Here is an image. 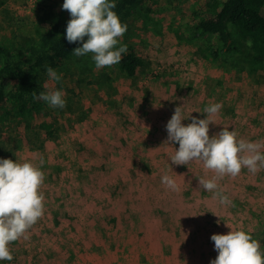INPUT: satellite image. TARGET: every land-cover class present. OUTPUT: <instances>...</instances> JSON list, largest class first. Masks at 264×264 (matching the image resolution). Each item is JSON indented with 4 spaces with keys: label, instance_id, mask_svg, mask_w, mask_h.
<instances>
[{
    "label": "rangeland",
    "instance_id": "rangeland-1",
    "mask_svg": "<svg viewBox=\"0 0 264 264\" xmlns=\"http://www.w3.org/2000/svg\"><path fill=\"white\" fill-rule=\"evenodd\" d=\"M192 3L150 1L161 12V33L145 26L144 11L129 22V43L148 66L138 79L116 64L94 65L99 86L81 84L84 74L71 63L59 81L50 80L49 88L62 89L66 100L64 108H54L66 131L44 149L15 142L8 148L15 157H1L41 168L44 209L9 243L13 260L0 264H209L218 254L212 234L250 233L264 222V167L217 178L231 200L221 205L199 185V178L215 177L213 170L200 161L170 160L179 144L168 141L165 125L177 106L187 125L192 116L205 118L206 105L219 102L221 109L209 117L210 137L228 127L237 138L264 143V72L226 71L222 61L206 58L167 29L172 21L192 23L186 16ZM45 6L44 0H8L17 26L12 29L0 9V41L16 32L38 36ZM91 55L77 60L89 62ZM13 130L5 127V136L13 138ZM165 174L176 190L161 183Z\"/></svg>",
    "mask_w": 264,
    "mask_h": 264
},
{
    "label": "trees",
    "instance_id": "trees-1",
    "mask_svg": "<svg viewBox=\"0 0 264 264\" xmlns=\"http://www.w3.org/2000/svg\"><path fill=\"white\" fill-rule=\"evenodd\" d=\"M7 1L0 0V9L8 19L6 23L14 29L17 24L10 18ZM46 1L38 15L41 27L38 36L27 37L16 32L0 41V158L15 157L8 149L15 142L33 150L44 149L47 142L58 141L66 131L57 110L32 98L33 93L50 89L46 67L51 66L62 74L70 71L71 63L78 64L84 78L77 83L99 86L92 59L77 60L79 56L72 52L82 42L69 43L65 38L70 14L66 9H58L63 0H52V4ZM150 1L154 2L117 0L114 9L119 20L127 25L120 41L127 45V52L115 64L132 80L138 79L148 66L137 46L129 43V22L140 19L144 11L146 27L152 25L160 33V28H165L159 18L161 12L156 13ZM192 4L186 13L192 17L191 24L172 21L167 26L179 42L197 45L206 58L222 61L226 71H247L250 76L264 72V0H194ZM249 41L250 44L246 43ZM5 127L13 128L16 135L5 136ZM250 234L264 251V222Z\"/></svg>",
    "mask_w": 264,
    "mask_h": 264
},
{
    "label": "clouds",
    "instance_id": "clouds-1",
    "mask_svg": "<svg viewBox=\"0 0 264 264\" xmlns=\"http://www.w3.org/2000/svg\"><path fill=\"white\" fill-rule=\"evenodd\" d=\"M117 0H63L62 9L68 10L70 19L66 24L65 38L69 43L82 42L72 52L76 56L91 53V59L97 69L111 66L122 59L127 45L120 43L127 25L119 20L114 11ZM87 37V39H85ZM250 44L249 42H246ZM118 45V46H117ZM50 80L59 81L62 74L46 67ZM33 100L40 99L50 107L64 108L66 100L62 89L52 88L39 94L33 93ZM222 105L219 102L206 105L205 118L191 117L187 125L177 106L167 121V139L178 142L179 147L170 160L177 165H188L200 161L206 169L213 170L215 177L199 178V185L212 192L213 198L221 205L231 204L227 194L219 188L217 178L224 175L236 176L242 167L256 173L264 167V152L260 149L264 143L237 138L234 129L223 127L210 137L209 118L217 113ZM44 163L43 158L40 164ZM44 181V172L30 161L23 163L8 158H0V261H12L13 255L8 245L18 240L43 215L44 194L39 191ZM161 183L171 190L177 185L173 178L165 174ZM217 256L209 264H264V251L259 242L244 230H230L226 234L214 233Z\"/></svg>",
    "mask_w": 264,
    "mask_h": 264
}]
</instances>
